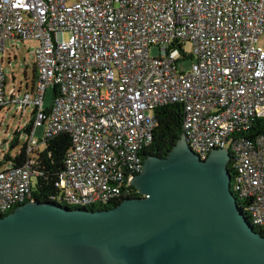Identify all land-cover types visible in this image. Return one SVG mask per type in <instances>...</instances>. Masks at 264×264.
Instances as JSON below:
<instances>
[{"label": "built area", "instance_id": "built-area-1", "mask_svg": "<svg viewBox=\"0 0 264 264\" xmlns=\"http://www.w3.org/2000/svg\"><path fill=\"white\" fill-rule=\"evenodd\" d=\"M262 35L264 0H0V54L7 42H38L32 91H6L0 64V108L33 107L26 160L0 169V216L34 200L31 179L43 172L33 152L60 133L71 146L55 203L99 207L130 195L157 124L154 110L181 103L189 148L201 160L214 148L228 150L230 189L249 225L264 231V127L250 133L264 118ZM187 58L188 71H178ZM48 85L57 91L46 109Z\"/></svg>", "mask_w": 264, "mask_h": 264}, {"label": "water", "instance_id": "water-1", "mask_svg": "<svg viewBox=\"0 0 264 264\" xmlns=\"http://www.w3.org/2000/svg\"><path fill=\"white\" fill-rule=\"evenodd\" d=\"M230 155L201 160L182 133L147 156L136 197L109 208L27 201L0 216V264H264V235L230 189Z\"/></svg>", "mask_w": 264, "mask_h": 264}, {"label": "trees", "instance_id": "trees-1", "mask_svg": "<svg viewBox=\"0 0 264 264\" xmlns=\"http://www.w3.org/2000/svg\"><path fill=\"white\" fill-rule=\"evenodd\" d=\"M33 67L34 82L32 84L31 91L36 80V69L34 65ZM56 91L57 87L53 86L54 96L56 94ZM3 107H1L0 109H2ZM49 107L50 106L46 107V109H48ZM154 114L157 119V124L153 129L152 140L144 148V158H146L147 156L165 157L172 149V147L176 144V142L180 139L183 133V106L181 103H167L166 105L157 107L154 110ZM32 122L33 111L31 113L30 121L23 128L25 133H27V136L30 134ZM263 127L264 118L257 119L252 125L250 133L254 135L259 131V129ZM19 133V131L15 132L14 137L12 139L11 147L15 146L18 143L17 135ZM44 144L45 146L43 150L40 151L37 149L33 152L34 159L36 161L34 167L39 171H42L43 174L33 176L35 177V183L34 185L33 183H31V196L34 201L55 202L54 198L58 195L59 192L54 182L57 178V174L64 168L65 156L71 146V138L67 133H60L53 137L46 138ZM26 148L27 140L25 139V142L18 153H16L15 155L5 153L4 156L0 159V169H2L1 167L4 164H11L12 166L22 165L27 158ZM228 169L232 178L234 174V167L232 162H230ZM130 189V195L121 197V199H119V201L115 203H110L108 205H103L99 207H89V209L109 208L111 206L117 205L124 198L136 197L138 195L136 189L133 186H131ZM260 233L264 235L263 230L260 231Z\"/></svg>", "mask_w": 264, "mask_h": 264}, {"label": "rangeland", "instance_id": "rangeland-1", "mask_svg": "<svg viewBox=\"0 0 264 264\" xmlns=\"http://www.w3.org/2000/svg\"><path fill=\"white\" fill-rule=\"evenodd\" d=\"M68 34H64V38H67ZM38 42L31 39H25L23 41L15 42L13 47H10V43L7 42L6 46L8 50L3 54H0V64L6 74L7 82L5 85L6 91L14 88L18 97L23 95L26 91V85L31 91L32 84L34 82V72H33V49L37 46ZM257 45L262 47L264 50V35L260 36L257 42ZM10 47V48H9ZM183 49L186 52H190L191 45L189 42H185ZM149 53L151 56L158 55V48L151 46L149 48ZM193 59L187 58L177 61L176 65L178 71L186 72L190 68ZM53 86L48 85L43 99V106L48 107L53 101ZM33 107L28 106L22 112L18 108V104L4 106L0 109V159L4 156L5 153H10L15 155L19 152L20 148L25 142L27 133L23 130L25 125L31 119ZM16 131L20 133L18 136V143L11 147L12 139ZM43 134V128L38 127L34 132V137L41 141ZM44 142H41L38 145V150L44 149ZM7 164H4L1 168H4ZM230 162L228 163V166ZM32 183H35V177L32 178Z\"/></svg>", "mask_w": 264, "mask_h": 264}, {"label": "crops", "instance_id": "crops-1", "mask_svg": "<svg viewBox=\"0 0 264 264\" xmlns=\"http://www.w3.org/2000/svg\"><path fill=\"white\" fill-rule=\"evenodd\" d=\"M33 65H34V63H33ZM34 68V67H33Z\"/></svg>", "mask_w": 264, "mask_h": 264}, {"label": "flooded vegetation", "instance_id": "flooded-vegetation-1", "mask_svg": "<svg viewBox=\"0 0 264 264\" xmlns=\"http://www.w3.org/2000/svg\"><path fill=\"white\" fill-rule=\"evenodd\" d=\"M139 195V194H138Z\"/></svg>", "mask_w": 264, "mask_h": 264}]
</instances>
